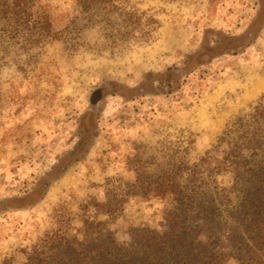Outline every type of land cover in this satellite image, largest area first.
Segmentation results:
<instances>
[{"label":"rangeland","instance_id":"1","mask_svg":"<svg viewBox=\"0 0 264 264\" xmlns=\"http://www.w3.org/2000/svg\"><path fill=\"white\" fill-rule=\"evenodd\" d=\"M29 10L48 34L0 36V264H22L49 238L86 243L91 222L119 245L164 231L172 197L143 198L137 185L203 157L264 94L242 101L264 83V0H30Z\"/></svg>","mask_w":264,"mask_h":264},{"label":"trees","instance_id":"2","mask_svg":"<svg viewBox=\"0 0 264 264\" xmlns=\"http://www.w3.org/2000/svg\"><path fill=\"white\" fill-rule=\"evenodd\" d=\"M29 7L30 0H0V36L32 34L36 42L48 34L49 20L33 18ZM101 93L91 94V107ZM221 174L228 186L217 182ZM137 187L146 199L172 197L164 231L134 230L131 241L119 245L102 223L91 222L86 243L49 238L22 264H264V94L225 126L203 157L177 159ZM115 211L105 205V213Z\"/></svg>","mask_w":264,"mask_h":264},{"label":"crops","instance_id":"3","mask_svg":"<svg viewBox=\"0 0 264 264\" xmlns=\"http://www.w3.org/2000/svg\"><path fill=\"white\" fill-rule=\"evenodd\" d=\"M262 83L263 82H259L258 85H255L254 87H252L251 89H249L247 92H245L244 96L242 97V101H246L247 99H249V98H251V97L256 96L257 94H259L262 91L263 87H264V83L263 84ZM258 86H261V87H258Z\"/></svg>","mask_w":264,"mask_h":264},{"label":"bare ground","instance_id":"4","mask_svg":"<svg viewBox=\"0 0 264 264\" xmlns=\"http://www.w3.org/2000/svg\"><path fill=\"white\" fill-rule=\"evenodd\" d=\"M262 84H263V83H262ZM258 87H261V86H258ZM258 87H257V88H258ZM258 89H259V88H258ZM255 90H256V89H255ZM256 92H257V91H256ZM254 93H255V92H254Z\"/></svg>","mask_w":264,"mask_h":264}]
</instances>
